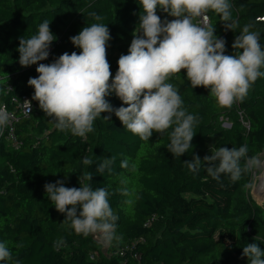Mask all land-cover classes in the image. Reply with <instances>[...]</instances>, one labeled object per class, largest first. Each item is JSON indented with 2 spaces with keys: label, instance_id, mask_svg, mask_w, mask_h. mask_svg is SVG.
I'll use <instances>...</instances> for the list:
<instances>
[{
  "label": "trees",
  "instance_id": "16d2710c",
  "mask_svg": "<svg viewBox=\"0 0 264 264\" xmlns=\"http://www.w3.org/2000/svg\"><path fill=\"white\" fill-rule=\"evenodd\" d=\"M230 3L239 22L233 32L225 31L219 15L207 13L217 37L226 41L225 54H233L234 37L248 23L260 33L264 47V0ZM141 11L139 0H0V106L17 116L16 146L8 139V127L0 137V242H8L21 264H247L241 257L244 246L255 242L264 248V204L249 195L253 168L238 181L227 175L217 181L203 163L197 172L184 163L194 155L203 160L211 155L210 148L246 144L248 157L264 152V77L257 79L243 102L229 109L220 107L209 89L192 88L186 70L172 75L167 82L199 121L192 149L181 157L167 150L171 128L164 134L153 132L145 141L114 113L111 120L102 113L93 131L81 138L57 130L35 100L28 117L19 113L18 103L34 93L28 79L38 76V65L19 64L20 37L36 34L38 25L48 20L57 38L48 59L40 62L48 64L64 52L79 54L81 49L70 37L91 23H103L111 35L110 71L116 74L119 57L113 52L128 54ZM91 12L103 19L93 20ZM107 99L114 108L122 105L114 93ZM85 156L94 161L92 166L82 164ZM111 157L112 171L97 173L96 163ZM122 161L128 162L127 168L121 167ZM89 173L92 180L84 182L94 189L106 188L118 216L119 239L107 246V254L95 237L77 235L64 223V215L45 194L46 183L64 180L66 187H79L78 178ZM60 240L63 243L54 246Z\"/></svg>",
  "mask_w": 264,
  "mask_h": 264
},
{
  "label": "clouds",
  "instance_id": "9594fccd",
  "mask_svg": "<svg viewBox=\"0 0 264 264\" xmlns=\"http://www.w3.org/2000/svg\"><path fill=\"white\" fill-rule=\"evenodd\" d=\"M139 5V28L133 32L128 54L119 57L114 77L107 59L110 31L99 22L70 37L71 43L81 49L79 54L64 52L45 64L40 62L49 57L50 46L57 38L50 22L44 20L36 34L19 38V64L38 65V76L27 81L34 89L31 99L53 119L57 130L86 138L102 113L109 114L103 117L106 120H111L114 113L128 131L145 141L153 132L164 134L171 128L167 150L173 157H181L192 149L199 121L183 107L178 90L167 82L169 78L186 70L192 88L209 89L220 107L230 109L243 102L257 79L264 77V47L260 33L248 23L234 37L233 54H225L226 41L217 37L207 13L219 15L225 31L233 32L239 22L233 18L230 0H139ZM158 10L166 14L165 19L157 14ZM88 15L95 21L103 19L95 12ZM113 93L122 102L118 108L107 99ZM26 102L31 107V101ZM11 119L7 109L0 106V134ZM210 152L203 160L194 155L184 163L193 172L203 163L213 179L219 181L227 175L233 182L260 164L256 157L247 156L246 144L239 148H210ZM114 162L115 157L102 159L96 163V172H111ZM82 164L90 167L94 161L85 156ZM121 167L127 168L128 162L122 161ZM85 180H92V174L78 178L79 187H66L64 180L46 183L45 194L77 235H94L99 243L108 246L119 239L118 216L110 206L108 190L94 189ZM124 194H128L127 190ZM62 243L57 241L54 246ZM241 257L247 258V264H264V248L250 242L242 248ZM0 262L21 264L6 241L0 242Z\"/></svg>",
  "mask_w": 264,
  "mask_h": 264
},
{
  "label": "rangeland",
  "instance_id": "374dc122",
  "mask_svg": "<svg viewBox=\"0 0 264 264\" xmlns=\"http://www.w3.org/2000/svg\"><path fill=\"white\" fill-rule=\"evenodd\" d=\"M158 15L161 16V19H165L166 17V14L163 13V12H160V13H157ZM167 19L171 20L172 17H167ZM114 55L117 56V57H120L121 54L114 50ZM112 76L114 77L115 74H112ZM257 159L260 161V164L259 166L253 168V172H252V181H251V186H250V191H249V195L251 197V199L253 201H255L256 203L258 204H264V195L261 193H257V189L259 187V182H260V179H264V169H263V163H264V152H262L258 157ZM93 237H95L94 235H92ZM96 238V237H95ZM97 239V238H96ZM102 251L104 254H107V246H104L102 245Z\"/></svg>",
  "mask_w": 264,
  "mask_h": 264
},
{
  "label": "built area",
  "instance_id": "2783aa9c",
  "mask_svg": "<svg viewBox=\"0 0 264 264\" xmlns=\"http://www.w3.org/2000/svg\"><path fill=\"white\" fill-rule=\"evenodd\" d=\"M26 101H31V107H29V105H28V103ZM17 109L19 110V113L23 117H28L31 114L32 110H33L32 99L29 98V97L28 98H23V100L20 103H18ZM9 114L12 117V119H11L9 125L7 126L9 128L8 129V139L10 141H12L13 146H16V142H15L14 137H13V126L17 122V116H16V113H9ZM1 135L2 134H0V137H1Z\"/></svg>",
  "mask_w": 264,
  "mask_h": 264
},
{
  "label": "bare ground",
  "instance_id": "6f19581e",
  "mask_svg": "<svg viewBox=\"0 0 264 264\" xmlns=\"http://www.w3.org/2000/svg\"><path fill=\"white\" fill-rule=\"evenodd\" d=\"M262 165H263V169H264V163ZM257 193H262L264 195V179H260L259 187L257 189Z\"/></svg>",
  "mask_w": 264,
  "mask_h": 264
},
{
  "label": "water",
  "instance_id": "95a60500",
  "mask_svg": "<svg viewBox=\"0 0 264 264\" xmlns=\"http://www.w3.org/2000/svg\"><path fill=\"white\" fill-rule=\"evenodd\" d=\"M261 195H262V193H261Z\"/></svg>",
  "mask_w": 264,
  "mask_h": 264
}]
</instances>
